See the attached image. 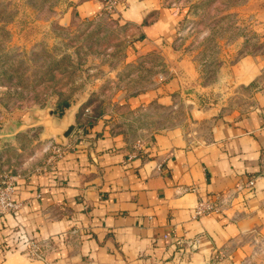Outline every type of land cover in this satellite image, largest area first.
Wrapping results in <instances>:
<instances>
[{"label": "crops", "instance_id": "1", "mask_svg": "<svg viewBox=\"0 0 264 264\" xmlns=\"http://www.w3.org/2000/svg\"><path fill=\"white\" fill-rule=\"evenodd\" d=\"M68 1L81 18L102 8L98 0ZM114 14L141 51L160 46L176 22L163 0H125ZM259 63L239 64L245 111L163 130L135 150L96 123L50 169L18 175V209L0 217V264H246L264 241ZM215 198L219 212L193 218L198 200ZM29 241L40 258L26 255Z\"/></svg>", "mask_w": 264, "mask_h": 264}, {"label": "rangeland", "instance_id": "2", "mask_svg": "<svg viewBox=\"0 0 264 264\" xmlns=\"http://www.w3.org/2000/svg\"><path fill=\"white\" fill-rule=\"evenodd\" d=\"M163 4L174 28L141 51L112 9L81 18L68 0H0V187L50 169L53 146L76 144L96 123L135 150L163 130L247 109L238 68L264 65V0ZM68 119L62 144L56 130ZM259 249L246 264H264V241Z\"/></svg>", "mask_w": 264, "mask_h": 264}, {"label": "built area", "instance_id": "3", "mask_svg": "<svg viewBox=\"0 0 264 264\" xmlns=\"http://www.w3.org/2000/svg\"><path fill=\"white\" fill-rule=\"evenodd\" d=\"M125 0H103L101 3L102 8L105 10H115L116 7L123 3ZM141 143L137 144L140 145ZM52 145V144H51ZM53 146V145H52ZM53 152L58 157H61L63 153V148L60 146H53ZM253 186L252 181H248L245 187L251 188ZM244 186L238 187V189H243ZM193 191V190H192ZM14 194L13 182H8L7 184L0 187V217L5 216L6 214L14 213L18 209L17 203L12 200ZM219 212V202L217 198L207 199V200H198L192 207L191 214L193 218H200L208 214ZM25 253L28 257L40 258V247L36 242H26Z\"/></svg>", "mask_w": 264, "mask_h": 264}, {"label": "water", "instance_id": "4", "mask_svg": "<svg viewBox=\"0 0 264 264\" xmlns=\"http://www.w3.org/2000/svg\"><path fill=\"white\" fill-rule=\"evenodd\" d=\"M74 125L72 123V120L68 119L65 120V123L63 125H61V127H59L56 132L59 136H61L63 138V143L65 144L67 141V138L70 137L72 135V133L74 132ZM60 146V145H58ZM63 146V145H61Z\"/></svg>", "mask_w": 264, "mask_h": 264}, {"label": "trees", "instance_id": "5", "mask_svg": "<svg viewBox=\"0 0 264 264\" xmlns=\"http://www.w3.org/2000/svg\"><path fill=\"white\" fill-rule=\"evenodd\" d=\"M57 106H58L59 112L61 113L63 108L68 107V103L63 101L62 103H59Z\"/></svg>", "mask_w": 264, "mask_h": 264}]
</instances>
